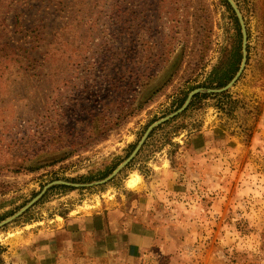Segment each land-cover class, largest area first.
Masks as SVG:
<instances>
[{
	"label": "rangeland",
	"instance_id": "rangeland-1",
	"mask_svg": "<svg viewBox=\"0 0 264 264\" xmlns=\"http://www.w3.org/2000/svg\"><path fill=\"white\" fill-rule=\"evenodd\" d=\"M14 1L1 13L5 49L36 48L0 69V224L38 199L0 227L1 264H35L15 238L130 198L134 176L143 218L162 225L158 252L170 253L159 264H264V0H232L246 66L223 93L208 91L238 58L227 0ZM71 145L84 148L39 156ZM14 163L39 169L13 172Z\"/></svg>",
	"mask_w": 264,
	"mask_h": 264
},
{
	"label": "crops",
	"instance_id": "crops-1",
	"mask_svg": "<svg viewBox=\"0 0 264 264\" xmlns=\"http://www.w3.org/2000/svg\"><path fill=\"white\" fill-rule=\"evenodd\" d=\"M139 190H128L130 198L103 199L88 212L70 211L13 242L35 264H159L170 253L158 252L162 225L143 218Z\"/></svg>",
	"mask_w": 264,
	"mask_h": 264
},
{
	"label": "trees",
	"instance_id": "trees-1",
	"mask_svg": "<svg viewBox=\"0 0 264 264\" xmlns=\"http://www.w3.org/2000/svg\"><path fill=\"white\" fill-rule=\"evenodd\" d=\"M14 0H0V69H3L4 71H8L10 72L11 68L10 66L12 64H21V62L25 59H27V55H24V52L27 51H31L33 49L36 48V45L34 44V46L31 49H20L17 50L16 48H11V49H5L9 44V41H3V31L1 30L2 26L5 24L6 20L4 18V16H1L2 10H4L5 12L14 10L11 9V5H14ZM10 17H15V21L16 23H14L13 27L15 32H19V30H17L18 28H20L18 20L20 15H15L14 16V11H12V15H10ZM235 23H236V27H237V31H238V44L236 45V52L238 53V58L236 63L231 67L232 71L231 73H223V77H221L220 80L224 79V81H221L218 85V89H223L224 87H226L235 77V75L238 73L239 68H240V64H241V60H242V56H241V44H242V32H241V27L239 24L238 19H235ZM23 34V33H22ZM33 37V36H32ZM28 36L24 35V39H27ZM36 41H39L40 39V35H35V37H33ZM23 38L21 39V41L24 40ZM27 44V43H24ZM33 44V43H31ZM186 102V98H184L182 100V102L180 103L179 106V110L183 107V105ZM58 128H55L54 130H57ZM103 128L102 127H97V134H103ZM89 141V140H88ZM88 143V142H87ZM83 146H75V145H71L70 147H66L64 148L63 152L60 153H55V154H45V153H39V156H43V158L47 157V156H53L56 154H59V157H64L62 159L68 158V157H72L73 155H75L79 149H81ZM84 148V147H83ZM82 150V149H81ZM56 163V161L53 162V164ZM41 164V163H40ZM39 169V167H36V169H31L30 167H24L23 164H19V163H14V167H13V172H20L23 170H27L29 171V173H33L35 171H37ZM0 253H1V248H0ZM0 264H1V260H0Z\"/></svg>",
	"mask_w": 264,
	"mask_h": 264
},
{
	"label": "water",
	"instance_id": "water-1",
	"mask_svg": "<svg viewBox=\"0 0 264 264\" xmlns=\"http://www.w3.org/2000/svg\"><path fill=\"white\" fill-rule=\"evenodd\" d=\"M228 4L232 7V9L234 10L236 17L239 21L240 27H241V32H242V62L239 68V71L237 73V75L234 77V79L223 89H220L219 91H208V93H223L225 91H227L229 88H231L239 79V77L241 76L242 72L244 71V68L246 66V54H247V32H246V28H245V24L243 21V17L241 15V13L239 12V10L237 9V7L235 6V4L233 3L232 0H227ZM202 93V90H195L193 92H191L184 104V106L177 111L176 113H174L173 115H170L169 117H166L165 119H162L161 121L157 122L156 124L152 125L146 132L145 136L143 137L142 141L140 142V144L137 146L136 150L133 152V154L122 164L120 165L107 179H105L104 181L98 183V184H104L109 182L110 180H112L113 178L116 177V175L122 170L124 169L135 157V155L137 154V152L139 151L141 145L143 144L144 140L146 139L147 135L150 133V131L152 129H154L155 127L171 120L172 118H174L175 116H177L179 113L183 112L187 106L189 105L191 99L197 95ZM55 184H62V185H67L65 183H54L52 185ZM50 185V186H52ZM50 186H48L47 188H49ZM47 188H45V190H47ZM38 197L36 199H34L26 208H24L21 212H19L18 214H16L14 217H12L11 219H8L7 221H4L3 223L0 224V227H3L4 225H6L7 223L11 222L12 220L18 218L20 215H22L26 210H28L36 201H37Z\"/></svg>",
	"mask_w": 264,
	"mask_h": 264
},
{
	"label": "bare ground",
	"instance_id": "bare-ground-1",
	"mask_svg": "<svg viewBox=\"0 0 264 264\" xmlns=\"http://www.w3.org/2000/svg\"><path fill=\"white\" fill-rule=\"evenodd\" d=\"M128 185L131 189H137L140 185L138 178L136 176L132 177L129 181H128Z\"/></svg>",
	"mask_w": 264,
	"mask_h": 264
}]
</instances>
